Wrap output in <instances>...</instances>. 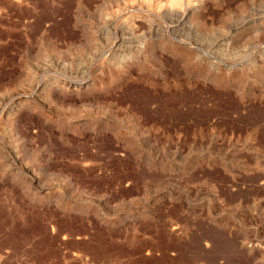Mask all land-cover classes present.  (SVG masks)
<instances>
[{"label":"rangeland","instance_id":"obj_1","mask_svg":"<svg viewBox=\"0 0 264 264\" xmlns=\"http://www.w3.org/2000/svg\"><path fill=\"white\" fill-rule=\"evenodd\" d=\"M263 12L0 0V264H264Z\"/></svg>","mask_w":264,"mask_h":264},{"label":"bare ground","instance_id":"obj_2","mask_svg":"<svg viewBox=\"0 0 264 264\" xmlns=\"http://www.w3.org/2000/svg\"><path fill=\"white\" fill-rule=\"evenodd\" d=\"M157 1V3L160 5L164 0H156ZM219 1V0H218ZM252 1H254V0H252ZM114 2V1H113ZM172 3L173 4H175L176 3V0H172ZM226 8V7H225ZM203 9V8H202ZM229 9V8H228ZM205 11V10H204ZM224 11V10H223ZM228 11V10H227ZM226 11V12H227ZM230 11V10H229ZM234 12V11H233ZM202 13V12H201ZM229 13H232V12H229ZM228 13V14H229ZM264 13V12H263ZM223 14V13H222ZM226 15H227V13H226ZM233 16H234V14H233ZM233 16H232V18H233ZM196 16L195 15H190V18H195ZM198 17V16H197ZM219 17V16H218ZM235 17V16H234ZM239 17V16H238ZM223 18V17H222ZM221 18V19H222ZM200 19V18H199ZM218 21V20H217ZM253 22V21H252ZM251 22V23H252ZM224 23V22H223ZM222 23V24H223ZM244 23V22H243ZM225 24V23H224ZM246 25V24H245ZM250 25V24H249ZM248 25V26H249ZM247 26V27H248ZM253 26V25H252ZM243 27V24L242 23H234V24H232L230 27H229V32H230V35L231 34H235V33H237L239 30H241V29H244V28H242ZM246 29V28H245ZM258 31V30H257ZM263 31V30H262ZM229 32H226V33H229ZM218 35V34H217ZM261 35V34H260ZM156 36V35H155ZM223 36V35H222ZM157 37V36H156ZM224 37V36H223ZM244 37V36H243ZM229 38V37H228ZM241 38V37H240ZM201 39V38H200ZM209 39V38H208ZM217 39H218V37H217ZM227 39V38H226ZM159 40V39H158ZM199 40V39H198ZM197 40V41H198ZM222 40V39H221ZM226 41V40H225ZM238 41V40H237ZM195 42V41H194ZM202 42V41H201ZM200 42V43H201ZM207 42V41H206ZM221 42V41H220ZM220 42H219V40H217L216 41V43H217V45H222V44H220ZM232 42V41H231ZM258 42V41H257ZM213 43V42H212ZM211 43V44H212ZM223 43H225L224 41H223ZM184 44V43H183ZM196 44V43H195ZM203 44V43H202ZM208 44H210V43H208ZM226 44V43H225ZM262 44V43H261ZM197 45V44H196ZM203 46V45H202ZM215 46V45H214ZM224 46V45H223ZM145 47V46H144ZM201 47V46H200ZM220 47V46H219ZM210 48V47H209ZM214 49V48H213ZM217 49H220V48H217ZM226 49V48H225ZM221 50V49H220ZM260 50V49H259ZM225 51V50H224ZM247 51V50H246ZM219 52V51H218ZM222 52V51H221ZM226 52V51H225ZM233 52V51H232ZM135 53V52H134ZM212 53V52H211ZM223 53V52H222ZM228 53H229V51H228ZM133 54V53H132ZM139 54V53H138ZM206 54V53H205ZM226 54V53H225ZM230 54V53H229ZM262 54H263V52H262ZM127 55H129V54H127ZM213 55H214V53H213ZM216 55V54H215ZM220 55V54H219ZM218 55V56H219ZM224 55V54H223ZM227 55V54H226ZM206 56V55H205ZM221 56V55H220ZM249 56V55H248ZM124 57V55L121 57V58H123ZM130 57V56H129ZM222 58H224L223 56H221ZM228 57H229V55H228ZM238 57H240V56H238ZM131 58V60H132V57H130ZM135 58V57H134ZM216 58V57H215ZM245 58V57H244ZM256 58V57H255ZM125 59V58H124ZM218 59V58H217ZM257 60H258V58H256ZM129 60V59H128ZM136 61V60H135ZM128 62V61H127ZM243 62H245V61H243ZM252 63V62H251ZM119 64V63H118ZM120 66V65H119ZM247 65H245V67H246ZM249 68H250V66H249ZM235 69V68H234ZM247 69V68H246ZM69 82V81H68ZM43 83V82H42ZM47 84H48V82H46ZM58 84V83H57ZM62 84V83H61ZM86 84V83H85ZM89 84V83H88ZM41 85V84H40ZM36 86L35 87V92L37 91L38 93H41L42 91H43V89H44V86ZM46 85V84H45ZM56 85V84H55ZM69 85V84H68ZM34 86V85H33ZM48 86V85H47ZM61 85H59V87H60ZM64 86V85H63ZM66 87V89H67V86H65ZM48 88V87H47ZM49 88H50V86H49ZM69 88H71V87H69ZM74 88V87H73ZM53 89V88H52ZM55 89V88H54ZM65 88H64V90H66ZM79 89V88H78ZM32 91V90H31ZM52 91V90H51ZM69 91V90H68ZM34 92V93H35ZM54 92V91H53ZM58 92V91H57ZM76 94V93H75ZM32 95V94H31ZM31 97V96H30ZM36 97V96H35ZM36 99H37V97H36ZM18 102V101H17ZM42 104V103H41ZM18 105V104H17ZM22 106V105H21ZM16 108H18V107H16ZM49 114V113H48ZM51 114V113H50ZM55 116H57V115H55ZM48 117V116H47ZM52 117V116H51ZM54 118V117H53ZM55 119V118H54ZM56 120H58L57 118H56ZM77 120V119H76ZM74 122V121H73ZM55 123V122H54ZM84 123V122H83ZM56 124V123H55ZM60 124V123H59ZM87 124V123H86ZM80 128V127H79ZM83 130V129H82ZM10 155V154H9ZM12 156V155H11ZM85 159V158H84ZM44 191V190H43ZM46 191V190H45ZM37 194H39V193H37ZM36 197H38V196H36Z\"/></svg>","mask_w":264,"mask_h":264}]
</instances>
